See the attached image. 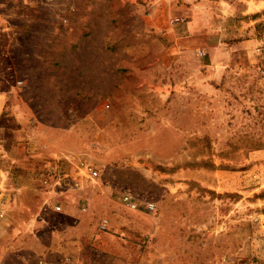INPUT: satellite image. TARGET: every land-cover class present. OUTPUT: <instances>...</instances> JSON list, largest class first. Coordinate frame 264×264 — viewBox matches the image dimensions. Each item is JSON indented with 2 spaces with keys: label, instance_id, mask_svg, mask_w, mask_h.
<instances>
[{
  "label": "rangeland",
  "instance_id": "374dc122",
  "mask_svg": "<svg viewBox=\"0 0 264 264\" xmlns=\"http://www.w3.org/2000/svg\"><path fill=\"white\" fill-rule=\"evenodd\" d=\"M62 257L264 264V0H0V264Z\"/></svg>",
  "mask_w": 264,
  "mask_h": 264
},
{
  "label": "crops",
  "instance_id": "0c3cea01",
  "mask_svg": "<svg viewBox=\"0 0 264 264\" xmlns=\"http://www.w3.org/2000/svg\"><path fill=\"white\" fill-rule=\"evenodd\" d=\"M193 12V10H192ZM190 12V13H192ZM253 12H257V10H253ZM189 13V12H188ZM190 15V14H189ZM195 16V15H194ZM190 20H195L194 17H192ZM193 22V21H192ZM191 21L189 22V24L192 23ZM205 25L207 22H204ZM73 152H65L60 150V152L57 151H50L48 154L49 156L56 161V163H54L51 172H53L54 174H57L59 172L58 170V164H60L61 162H63V165H69L71 170H67V171H63V176L60 177L61 178H65L66 176L69 178V181L71 183H67L69 184L70 189H72L73 191V195L72 196H57L56 198L59 199L57 200L58 204H56V201H54V198H45L44 202H43V206L42 209L43 210H47L49 207L52 209L55 207H59L61 211V213L63 215V218L65 219H69L72 222H75V217L76 214L74 212L78 211V204L80 203H84V205H89L93 199H96V197L98 198V192L103 190L102 186H101V182L102 181V176H103V169L101 170L100 168H97L96 165H93L92 163H87L86 160H84V154L82 153H76V155L71 154ZM83 157V158H82ZM73 165V166H72ZM87 167H91L92 169L96 170V177L95 180H90L89 178V174H88V168ZM58 179V180H59ZM59 182V181H56ZM56 182L54 184H56ZM71 184V185H70ZM100 184V185H99ZM57 185V184H56ZM49 186H51L49 184ZM54 191V190H53ZM55 192V191H54ZM49 195H51L49 193ZM123 203V201H122ZM123 206L126 208H129L126 204L123 203ZM83 210H85L83 208ZM105 222V224L103 223ZM104 225V227H103ZM107 221L106 220H102L100 222V228L104 231L108 228L107 226ZM99 227V225H98ZM71 228L68 226L63 227V225L60 226V228L58 229L56 234L52 235H57L59 238L62 236L65 237V234L70 232ZM97 237H99V235H97ZM102 237V236H101ZM54 251L56 253H59L61 255H63V250H57L54 249Z\"/></svg>",
  "mask_w": 264,
  "mask_h": 264
},
{
  "label": "built area",
  "instance_id": "2783aa9c",
  "mask_svg": "<svg viewBox=\"0 0 264 264\" xmlns=\"http://www.w3.org/2000/svg\"><path fill=\"white\" fill-rule=\"evenodd\" d=\"M47 1H51V0H47ZM64 22H66V20H64ZM88 168V174H89V179L90 180H95V175H96V170L92 169L91 167H87ZM65 178H68L67 176ZM56 184H58V182H56ZM122 201L124 202V204H126L130 209H136V205L135 203H133L131 201V197L129 196V194H124L122 196ZM55 209L57 211L60 210V208L57 206L55 207ZM146 209L148 210H154V204L152 202H149L146 204ZM105 224V222H103ZM104 227V225H103ZM39 264H70L68 263V259L67 258H60L58 260H56V258H50V260L47 259H43V260H39Z\"/></svg>",
  "mask_w": 264,
  "mask_h": 264
}]
</instances>
